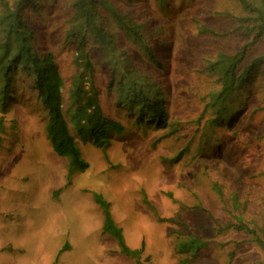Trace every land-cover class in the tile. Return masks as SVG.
<instances>
[{"label":"rangeland","instance_id":"374dc122","mask_svg":"<svg viewBox=\"0 0 264 264\" xmlns=\"http://www.w3.org/2000/svg\"><path fill=\"white\" fill-rule=\"evenodd\" d=\"M40 1L38 10H28V23L36 49L55 57L68 99L81 70L77 43L66 34L77 0L34 3ZM109 1L144 24L146 42L163 66L142 57L111 26L117 49L131 57L128 68L162 89L165 127L139 125V108L118 103L119 77L113 88L111 67L96 65L91 80L103 113L125 131L110 133L106 154L92 139L77 137L89 168L69 177L67 159L48 139L36 91L22 79L0 148V264H264V249L238 229L264 237V65L243 84L242 100H227L220 113L212 98L220 75L207 64L251 42L232 18L239 8L232 0ZM249 56L248 62L262 58L264 41ZM95 194L109 204L125 244L138 256H126L103 233ZM191 240L201 244L197 254L181 249Z\"/></svg>","mask_w":264,"mask_h":264},{"label":"trees","instance_id":"16d2710c","mask_svg":"<svg viewBox=\"0 0 264 264\" xmlns=\"http://www.w3.org/2000/svg\"><path fill=\"white\" fill-rule=\"evenodd\" d=\"M232 1L240 10V15L232 18L238 28L247 37L252 36V39L238 53H221L215 62L207 63L211 72L220 75L221 88L212 96L213 104L216 105L214 107L220 113L225 111L229 100H242L239 92L243 84L256 65H264V56L248 62L252 47L264 41V0ZM40 6L41 1L14 0L11 4L8 0H0V148L5 133V117L10 112L22 79H27L36 91V106L46 113V133L52 149L68 161V176L86 171L89 166L82 158L76 138L92 139L94 145L106 154L110 146V133L125 131L120 122L105 116L91 80L95 66L103 62L106 64L104 66L111 67L113 88V82L117 79L115 77H119L115 83L120 90L118 103L133 112L139 108L136 122L139 124L141 120L144 125L155 122L158 128L165 127L167 114L162 89L140 75L139 70L128 68L131 57L123 51L119 52L115 43L117 35L111 31V26L115 25L126 40L129 39L141 51L142 57L162 69L163 66L146 42L144 24L132 18L130 13L118 10L109 0H77L73 5L72 26L66 34L68 41L77 43V67L81 70L74 76L69 97L65 99V83L55 57L36 49L34 32L28 23V10H38ZM201 34H210V31L202 29ZM93 49L102 55V61L91 55ZM230 118V115L223 116L225 121L230 122ZM94 200L103 209V233L111 235L126 256H138L140 251L132 252L125 244L121 230L112 219L109 204L97 194ZM143 202L150 206L145 194ZM238 229L252 236L254 242L264 249V237L261 238L246 227ZM200 246L199 242L191 240L181 245V249L186 254L193 250L192 254H197ZM136 264L142 263L137 260Z\"/></svg>","mask_w":264,"mask_h":264}]
</instances>
